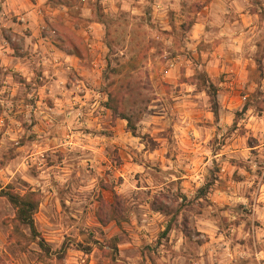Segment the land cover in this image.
<instances>
[{
	"label": "rangeland",
	"instance_id": "rangeland-1",
	"mask_svg": "<svg viewBox=\"0 0 264 264\" xmlns=\"http://www.w3.org/2000/svg\"><path fill=\"white\" fill-rule=\"evenodd\" d=\"M44 4L42 46L0 32V264H264V0Z\"/></svg>",
	"mask_w": 264,
	"mask_h": 264
},
{
	"label": "crops",
	"instance_id": "crops-1",
	"mask_svg": "<svg viewBox=\"0 0 264 264\" xmlns=\"http://www.w3.org/2000/svg\"><path fill=\"white\" fill-rule=\"evenodd\" d=\"M45 0H3L0 3V32L3 29L12 30L15 34L23 36L35 42L34 46H38V43L43 44L46 38H43L40 34V30L44 29V25L47 24V20L43 17L45 12ZM28 32V33H27ZM38 40V41H37ZM38 42V43H37ZM7 52L13 54L12 57L15 62L14 64L17 70L22 72L29 71V64L31 61L28 56L16 55L15 47L11 46V43L3 36H0V58L3 59L1 62L2 71H7L8 61ZM32 58V57H30ZM43 58L46 59L44 56ZM4 82H0L3 84ZM10 84V82H5ZM1 88V85H0ZM3 89L6 86H2Z\"/></svg>",
	"mask_w": 264,
	"mask_h": 264
},
{
	"label": "trees",
	"instance_id": "trees-1",
	"mask_svg": "<svg viewBox=\"0 0 264 264\" xmlns=\"http://www.w3.org/2000/svg\"><path fill=\"white\" fill-rule=\"evenodd\" d=\"M59 1L61 2L62 5H65L66 7H71L72 5H74L76 0H59ZM55 32L57 31L55 30ZM108 98L109 100L106 106L112 110L115 116H118L123 120H126L128 123L129 131L136 136L137 128L134 122L132 121V119L128 117V115L122 109H120L119 105H122L121 102L116 101L115 97H113L112 94H110ZM248 106L249 105L244 106L239 116H243L249 110ZM217 110L218 109L216 108L215 114H217ZM3 194H4L3 196L6 197L9 203L12 205L15 211V220L18 222V224L27 226L31 230L33 237L35 239H38L40 235L37 232L36 224L34 220V216L37 213V210L40 205L38 193L31 191V192H27L24 195H20L12 190H9L3 192ZM110 214L114 219H117L118 217L121 216V214H119L117 207H115V209H111ZM38 244L40 245L41 248H43L47 252H50V248L47 247V245L43 240L40 239ZM77 246H78V250L84 252L85 254H89L92 250L90 247H84L81 244H78ZM115 248L116 245L114 246V249ZM65 251H66V246H63L62 252L64 253Z\"/></svg>",
	"mask_w": 264,
	"mask_h": 264
},
{
	"label": "built area",
	"instance_id": "built-area-1",
	"mask_svg": "<svg viewBox=\"0 0 264 264\" xmlns=\"http://www.w3.org/2000/svg\"><path fill=\"white\" fill-rule=\"evenodd\" d=\"M168 74V72H166Z\"/></svg>",
	"mask_w": 264,
	"mask_h": 264
}]
</instances>
